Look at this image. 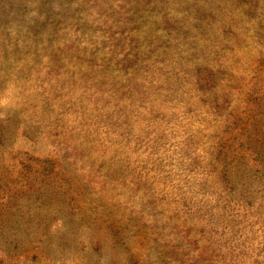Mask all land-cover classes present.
Listing matches in <instances>:
<instances>
[{
    "label": "rangeland",
    "instance_id": "obj_1",
    "mask_svg": "<svg viewBox=\"0 0 264 264\" xmlns=\"http://www.w3.org/2000/svg\"><path fill=\"white\" fill-rule=\"evenodd\" d=\"M0 264H264V0H0Z\"/></svg>",
    "mask_w": 264,
    "mask_h": 264
}]
</instances>
